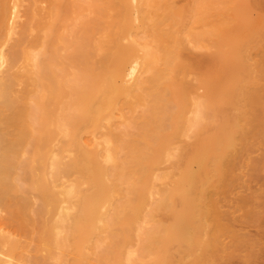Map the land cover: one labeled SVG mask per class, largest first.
<instances>
[{
	"label": "bare ground",
	"instance_id": "1",
	"mask_svg": "<svg viewBox=\"0 0 264 264\" xmlns=\"http://www.w3.org/2000/svg\"><path fill=\"white\" fill-rule=\"evenodd\" d=\"M261 2L0 0V264L228 252L211 202L263 135Z\"/></svg>",
	"mask_w": 264,
	"mask_h": 264
},
{
	"label": "rangeland",
	"instance_id": "2",
	"mask_svg": "<svg viewBox=\"0 0 264 264\" xmlns=\"http://www.w3.org/2000/svg\"><path fill=\"white\" fill-rule=\"evenodd\" d=\"M256 9L255 11H261L264 14V0ZM23 13L22 9L20 14ZM21 18L23 20L24 15ZM262 21L260 27L262 37L260 35V38L264 40V19ZM251 54L253 59L263 60L262 63H264V48L259 52L254 50ZM261 80H264V76L261 77ZM255 133L259 134L257 130H255ZM260 133L263 134L262 136L259 134L261 137H254L257 142L259 141V144L254 140L253 144L248 143L247 148L242 146L241 143H247L250 140H244V137H241L239 139L241 145H238L239 148L237 147L232 154L233 157L230 156V163L232 162L230 171L234 172L233 175H230V194H228V190L227 195H222V191V197H219L221 203L219 204L216 202L217 197H215L216 200L210 197L213 198L212 204L210 203L214 206L213 214L215 218L218 217L221 221L219 227L223 232L220 231L222 234L226 233L223 234L222 240L225 239L226 244L229 245V250L225 248L228 252L220 246V251L223 248L226 252L222 251L223 255L214 250L215 258L217 256L219 258H212L214 260H210V264H264V129ZM251 134L246 137L249 139ZM224 190L226 192L227 189ZM221 206H223V211L219 208ZM227 213H230V215ZM226 222L230 224H228L230 229L225 226ZM226 244L225 247H227ZM215 246L217 247V245Z\"/></svg>",
	"mask_w": 264,
	"mask_h": 264
}]
</instances>
